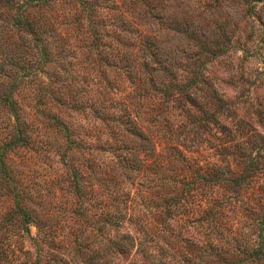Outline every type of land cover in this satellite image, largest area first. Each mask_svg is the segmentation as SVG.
<instances>
[{"label": "trees", "instance_id": "1", "mask_svg": "<svg viewBox=\"0 0 264 264\" xmlns=\"http://www.w3.org/2000/svg\"><path fill=\"white\" fill-rule=\"evenodd\" d=\"M51 1L0 0V264H264V137L211 133L222 102L192 116L176 20Z\"/></svg>", "mask_w": 264, "mask_h": 264}, {"label": "rangeland", "instance_id": "2", "mask_svg": "<svg viewBox=\"0 0 264 264\" xmlns=\"http://www.w3.org/2000/svg\"><path fill=\"white\" fill-rule=\"evenodd\" d=\"M65 1L59 0L60 3ZM122 1L101 2L106 6L112 2L119 5ZM152 4L157 8L155 13L176 20L164 21L162 38H159L163 48L176 53L175 64L180 66L179 80L189 84L187 93L197 101L192 116L198 118L203 113L198 107L200 104L208 113H212L222 102L226 106L225 112L219 114L217 124H210L211 133L224 136L230 129L236 137L235 142L243 135L239 132L235 134L234 130L244 128L245 134L252 131L264 137V0H152ZM102 9L101 13L105 14L107 10ZM127 9L131 8L126 7L123 11ZM132 11L137 14L141 10L133 8ZM48 12L56 16L68 10H61L58 4V8L52 7V11ZM110 12L116 14L115 11ZM174 22L176 26H173ZM165 24L170 25L171 29H181L182 33L169 32ZM154 29L158 34L157 26ZM166 36L169 38L165 39ZM80 59L78 53L73 63ZM42 78L46 80L44 76ZM83 125H86L85 122ZM43 131L39 130L38 135ZM35 135L32 134L33 138ZM244 140H249L248 135L244 136ZM205 146L201 142V147ZM40 161L43 169L39 171L53 175V168L57 164L48 159ZM49 185L50 181L47 180L46 185L45 182L41 185L43 196L40 203L45 211L51 210L53 213V195L45 193ZM35 233L36 229L31 227V234ZM26 245L31 249L29 243ZM131 260L133 264H148L140 256L121 258L119 264H127Z\"/></svg>", "mask_w": 264, "mask_h": 264}]
</instances>
